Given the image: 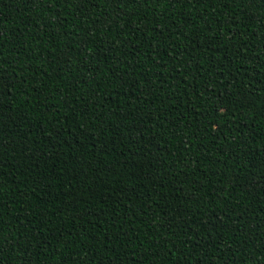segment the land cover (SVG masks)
<instances>
[{"label":"trees","instance_id":"trees-1","mask_svg":"<svg viewBox=\"0 0 264 264\" xmlns=\"http://www.w3.org/2000/svg\"><path fill=\"white\" fill-rule=\"evenodd\" d=\"M0 264H264V0H0Z\"/></svg>","mask_w":264,"mask_h":264}]
</instances>
